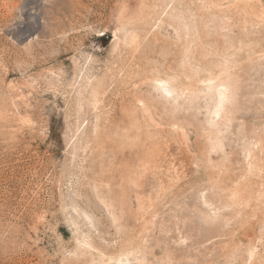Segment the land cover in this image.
Here are the masks:
<instances>
[{
	"label": "rangeland",
	"instance_id": "obj_1",
	"mask_svg": "<svg viewBox=\"0 0 264 264\" xmlns=\"http://www.w3.org/2000/svg\"><path fill=\"white\" fill-rule=\"evenodd\" d=\"M0 264H264V0H0Z\"/></svg>",
	"mask_w": 264,
	"mask_h": 264
}]
</instances>
